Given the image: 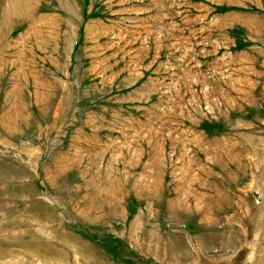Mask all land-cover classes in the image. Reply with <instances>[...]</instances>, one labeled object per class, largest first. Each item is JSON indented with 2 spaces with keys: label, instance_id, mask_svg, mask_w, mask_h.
<instances>
[{
  "label": "rangeland",
  "instance_id": "obj_1",
  "mask_svg": "<svg viewBox=\"0 0 264 264\" xmlns=\"http://www.w3.org/2000/svg\"><path fill=\"white\" fill-rule=\"evenodd\" d=\"M0 264H264V0H0Z\"/></svg>",
  "mask_w": 264,
  "mask_h": 264
}]
</instances>
